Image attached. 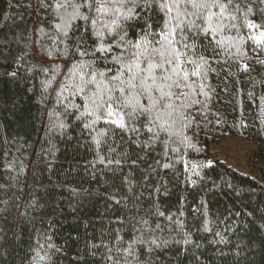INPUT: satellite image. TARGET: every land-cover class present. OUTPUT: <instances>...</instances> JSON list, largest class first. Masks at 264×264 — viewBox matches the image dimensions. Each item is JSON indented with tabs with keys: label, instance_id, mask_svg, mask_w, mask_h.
Segmentation results:
<instances>
[{
	"label": "snow or ice",
	"instance_id": "obj_1",
	"mask_svg": "<svg viewBox=\"0 0 264 264\" xmlns=\"http://www.w3.org/2000/svg\"><path fill=\"white\" fill-rule=\"evenodd\" d=\"M10 7L15 17L4 19L14 30L6 33L0 22V80L39 81L47 154L55 158V139L71 141L69 129L78 128L76 143L95 152L93 178L96 163L111 174L109 223L86 240L84 264H223L217 246L230 243L225 232L244 229L232 223L221 230L224 220L204 211L215 184L201 189L208 199L193 209L200 217L194 232L182 219L186 197H176V212L162 208L161 198L174 193L159 177L162 170L188 173L184 181L198 187L192 177L202 180L213 168L191 153L200 152L202 134L224 123L214 110L221 91L235 99L242 84L246 107L254 104L264 124V0H10ZM237 126L248 127L243 120ZM18 159L7 167L15 170ZM19 163L17 176L25 171ZM85 194L82 186L69 189L74 213ZM252 215L264 259V223L255 227L264 213ZM196 233L210 234L213 247L205 250L199 240L207 237L193 240ZM43 239L51 255L62 251L47 233ZM252 240L244 247L251 250Z\"/></svg>",
	"mask_w": 264,
	"mask_h": 264
},
{
	"label": "trees",
	"instance_id": "obj_2",
	"mask_svg": "<svg viewBox=\"0 0 264 264\" xmlns=\"http://www.w3.org/2000/svg\"><path fill=\"white\" fill-rule=\"evenodd\" d=\"M15 13L16 10L10 7V0H0V22L9 26L4 28L6 33L14 30V26L12 20H5L4 17H15ZM3 55L7 56L8 51L4 50ZM20 75H24L23 68ZM239 87L241 93L235 99L218 89L221 98L215 102L214 110H218L224 123L216 125L208 136L202 134L201 142L197 143L200 152L191 153L194 161L211 160L213 168L204 169L202 180L192 177L197 180L198 187L184 181L188 173L172 174L162 170L159 180L174 195L162 197L164 202L161 206L176 212V197H186V211L182 219L186 218L187 224L193 227L200 220L199 214H193V209L202 200L208 199L201 189L206 191L207 187L215 184L216 195L204 211L210 218L224 220V224L219 225L221 230L232 223L244 229L239 235L225 232L230 243L217 246L226 254L223 264H264L258 242L262 234L253 231L248 223L254 219V210L257 216L264 213V124L261 123L262 114L254 104L246 107V104H251L247 101V90L242 84ZM40 100L38 80H0V185L4 186L0 189V264H84L86 240H90L93 235L99 237L101 225L107 226L109 223L105 217L109 215L106 207L111 202L107 200V195L112 189L110 182L106 181L111 174L100 172L98 169L104 166L96 163V175L93 178L91 165L95 161V152L87 146H81L85 144L84 140L76 143L80 136L78 128L69 129L73 137L71 141L59 137L55 139L54 143L59 149L55 158L44 151L50 145L40 122ZM241 120L248 127H233L234 124L239 125ZM228 138L242 139L258 146V150L248 156V170L244 173L212 153L213 146ZM17 158L15 170H10L7 165ZM19 160L24 162L25 171L17 176ZM229 183L242 195L236 196L227 187ZM81 186L91 195L82 197L83 206L74 213L69 204L70 201L74 204L75 200L70 197L69 189ZM34 202L38 204L35 208L32 207ZM261 223L264 222L256 220L255 227L259 228ZM45 233L51 237V243L62 249L61 252L51 255V250H47L46 246L40 247L45 244ZM197 236L207 237L199 240L205 250L213 247L208 244L213 239L210 234L196 233L193 240ZM249 237L253 238L251 250L244 247ZM92 242L98 243L99 240ZM46 251L51 255V260L47 257L40 259ZM208 254L213 255L211 251Z\"/></svg>",
	"mask_w": 264,
	"mask_h": 264
},
{
	"label": "rangeland",
	"instance_id": "obj_3",
	"mask_svg": "<svg viewBox=\"0 0 264 264\" xmlns=\"http://www.w3.org/2000/svg\"><path fill=\"white\" fill-rule=\"evenodd\" d=\"M211 150L214 156L244 173L248 170L246 167L248 156L258 150V146L242 139L228 138L213 146Z\"/></svg>",
	"mask_w": 264,
	"mask_h": 264
}]
</instances>
